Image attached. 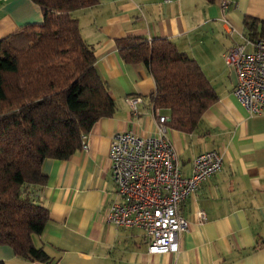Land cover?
<instances>
[{"label":"crops","instance_id":"crops-1","mask_svg":"<svg viewBox=\"0 0 264 264\" xmlns=\"http://www.w3.org/2000/svg\"><path fill=\"white\" fill-rule=\"evenodd\" d=\"M223 1L229 2L224 13ZM72 16L94 52L95 69L115 113L85 135L87 150L80 148L65 161L47 159L42 167L46 184L25 189L26 197L49 212L43 233L33 236L48 262L19 258L0 246V263L264 264V115L250 116L238 104L236 76L225 63L228 82L216 71L223 53L246 35L245 20L264 27V0H100ZM42 23L41 9L31 0L0 2V41ZM128 37L169 40L198 63L217 95L193 133L167 131L184 175L201 153L216 150L223 160L221 171L180 206L188 228L180 235L177 253L150 255L141 230L116 228L103 219L117 200L109 160L114 135L154 136L157 115L169 118L167 110L150 101L155 84L148 68L120 58L116 43ZM128 98L141 99L135 112ZM199 212L205 215L203 222Z\"/></svg>","mask_w":264,"mask_h":264},{"label":"trees","instance_id":"trees-1","mask_svg":"<svg viewBox=\"0 0 264 264\" xmlns=\"http://www.w3.org/2000/svg\"><path fill=\"white\" fill-rule=\"evenodd\" d=\"M99 1L31 0L43 23L0 41V246L33 262L49 260L33 243L49 212L26 197L25 189L44 186V162L69 159L80 150L82 136L115 113L94 52L72 16ZM244 29L249 38L264 36L256 21L245 20ZM116 46L124 63L148 68L155 84L150 101L169 112L167 127L193 133L217 101L198 63L166 39L128 37Z\"/></svg>","mask_w":264,"mask_h":264},{"label":"built area","instance_id":"built-area-1","mask_svg":"<svg viewBox=\"0 0 264 264\" xmlns=\"http://www.w3.org/2000/svg\"><path fill=\"white\" fill-rule=\"evenodd\" d=\"M228 6V1L221 3L223 13ZM240 38V43L222 55L236 76L233 96L248 115H264V36L252 39L244 34ZM140 102V98L126 100L133 112ZM168 121L169 118L157 115L154 136L117 133L109 150L117 200L107 208L104 222L116 228L141 230L148 240L150 255L178 252L180 235L188 228L180 206L204 181L219 173L223 163L218 151L204 152L193 160L190 174L184 175L167 138ZM81 149H88L85 135ZM198 218L203 222L204 213L199 212Z\"/></svg>","mask_w":264,"mask_h":264},{"label":"rangeland","instance_id":"rangeland-1","mask_svg":"<svg viewBox=\"0 0 264 264\" xmlns=\"http://www.w3.org/2000/svg\"><path fill=\"white\" fill-rule=\"evenodd\" d=\"M216 71L219 74V76L224 80V81H229L230 79V72L227 69V67L224 65L223 60L221 59L219 62L216 64Z\"/></svg>","mask_w":264,"mask_h":264}]
</instances>
